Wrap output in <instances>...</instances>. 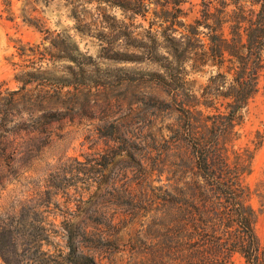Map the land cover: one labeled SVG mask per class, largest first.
Here are the masks:
<instances>
[{
	"label": "rangeland",
	"instance_id": "rangeland-1",
	"mask_svg": "<svg viewBox=\"0 0 264 264\" xmlns=\"http://www.w3.org/2000/svg\"><path fill=\"white\" fill-rule=\"evenodd\" d=\"M184 1L183 20L192 23L201 14L202 0ZM67 5L65 0L33 4L12 0L11 21L4 0H0L1 96L21 88L18 74L41 67L39 60L24 62L18 56L19 44L38 46L44 37L23 22L24 15L38 18L43 30L56 34L67 31L94 60L77 68L78 77L68 69L72 63L47 61L44 68L56 72L57 78H45L57 82L58 88L67 86L63 97L55 94L50 104L41 103L44 92L38 82L21 91L28 94L19 104L24 124L8 139V130L20 120L14 117L9 123L0 115V264H71L65 230L72 226L86 232L81 253L95 264H177L166 258L162 248V211L156 198L174 185L169 178L181 171L187 156L180 146L172 148L170 157L164 158L160 152L168 145L170 148V129L180 124V118L174 112L146 105L151 97L169 98L161 85L151 81L149 73H145L146 83L140 76L131 79L135 70L158 73L160 67L148 61L110 59L117 52H142L129 47L127 39L114 51L106 50V40H114L117 33L110 24H115L114 18L124 20L120 9L90 6L92 11L85 20L91 33L81 35ZM155 9L152 3L147 19L127 22L142 42L152 24H161L154 16ZM191 80L200 86L206 83L207 75H193ZM33 99L37 102L31 109L22 105ZM29 115L32 122H26ZM111 126L118 127L129 142L119 146L103 137ZM238 130V146L254 149L253 142H263L256 151L252 174L244 181L251 191L249 203L258 214L255 228L264 248V94L251 101ZM112 148L123 151L108 157ZM92 166L96 167L95 175L83 172ZM14 239L20 240V246ZM235 264H242L239 257Z\"/></svg>",
	"mask_w": 264,
	"mask_h": 264
},
{
	"label": "trees",
	"instance_id": "trees-1",
	"mask_svg": "<svg viewBox=\"0 0 264 264\" xmlns=\"http://www.w3.org/2000/svg\"><path fill=\"white\" fill-rule=\"evenodd\" d=\"M65 1L74 28L81 35L91 33L88 30L91 25L85 20L90 6L120 9L124 20L114 18L115 24H110L112 31L117 33L114 40H106V50L114 51L121 40L127 39L129 47L142 52L140 55L117 52L110 59L158 64L160 72L135 70L131 79L140 76L146 83L145 77L150 75L151 81L161 85L169 98L151 97L146 105L179 115L180 124L170 129V148L168 145L160 150L164 158L171 156L174 147L180 146L187 151L181 171L169 178L174 185L156 198L162 211L164 234L161 238L166 258L177 264H235L239 257L242 264H264V248L255 228L258 214L249 203L251 191L244 181L252 174L256 151L263 142H253L254 149L238 146L241 141L238 128L244 123L245 112L252 100L264 94V0H202L201 14L192 23L183 20L184 0ZM26 2L33 4L42 0ZM152 3L156 6L154 16L161 24H152L142 42L129 24L140 17L147 19ZM4 5L13 21L12 0H4ZM103 17L108 19L106 14ZM23 22L44 37L38 46L19 44L18 56L24 62L39 60L41 67L36 72L18 74L19 90L8 92L6 96L0 94L2 119H9V123L14 117L20 120L8 130L7 139L24 124L19 104L28 94L21 91L38 82L44 92L41 103L50 104L55 94L62 99V91L67 86L58 88L57 82L45 78L48 75L57 78L56 72L44 68L47 61L72 63L68 69L77 77V68L94 61L67 31L56 34L43 30L40 20L32 14L24 15ZM81 70L85 74L86 71ZM193 75H207L206 83L198 86L191 80ZM36 102L33 99L22 105L31 109ZM29 116L26 122L33 121V116ZM102 136L119 146L130 139L112 126ZM8 146L4 147L5 151ZM121 151L112 148L108 157ZM83 172L97 173L95 166ZM65 231L69 248L67 258L71 264H95L92 258L81 253L86 232L76 226ZM17 240L13 242L20 246Z\"/></svg>",
	"mask_w": 264,
	"mask_h": 264
}]
</instances>
